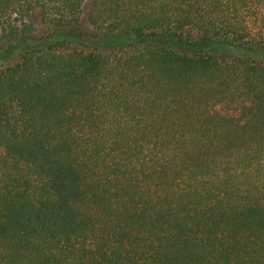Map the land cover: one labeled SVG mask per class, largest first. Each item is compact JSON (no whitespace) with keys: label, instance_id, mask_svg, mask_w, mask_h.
Instances as JSON below:
<instances>
[{"label":"trees","instance_id":"16d2710c","mask_svg":"<svg viewBox=\"0 0 264 264\" xmlns=\"http://www.w3.org/2000/svg\"><path fill=\"white\" fill-rule=\"evenodd\" d=\"M9 44L0 264H264V0H0Z\"/></svg>","mask_w":264,"mask_h":264},{"label":"rangeland","instance_id":"374dc122","mask_svg":"<svg viewBox=\"0 0 264 264\" xmlns=\"http://www.w3.org/2000/svg\"><path fill=\"white\" fill-rule=\"evenodd\" d=\"M92 30L86 24L83 23L82 26L77 28L74 31H68L65 33L66 36L71 37L68 42V47L70 49L80 48V47H88L92 44L94 38L92 37ZM15 43H12V45ZM17 59V53L15 51L12 52V47L9 44L8 47L0 53V61H13Z\"/></svg>","mask_w":264,"mask_h":264}]
</instances>
